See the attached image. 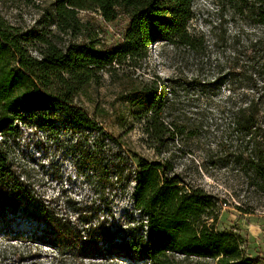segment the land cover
<instances>
[{"label":"trees","instance_id":"16d2710c","mask_svg":"<svg viewBox=\"0 0 264 264\" xmlns=\"http://www.w3.org/2000/svg\"><path fill=\"white\" fill-rule=\"evenodd\" d=\"M52 2L55 30L20 32L0 17V46L13 53L17 64V70H3L0 79V203L13 209L23 201L29 182L9 142L18 133L16 124L26 122L33 112H61L78 126L104 134L75 100L90 85H100L105 75L125 88L126 101L141 106L143 143L158 155L177 137L199 138L204 128L202 123L188 124L181 116L170 115L176 106L178 83L156 77L137 84L132 78L156 43L196 55L205 49L204 38L191 33L194 0ZM234 3L236 15L249 14L264 31V0ZM97 17L106 24L126 19L120 44L104 45L97 39L98 30L104 32ZM244 48L249 56L242 62L247 66L242 63L233 67L240 73L227 74L228 83H241L238 89L229 87L225 105L220 107V114L229 119L222 135L234 149L229 164L239 169L247 190L264 199V35L250 39ZM248 72L251 77L245 76ZM199 79L187 84L199 95L223 86ZM240 89L253 95L238 96ZM216 144L217 148L225 146L224 142ZM98 183L107 185L109 176L99 174ZM135 184L134 206L146 217L142 226L145 236L137 243L113 244L111 228L100 223L104 194L96 193L79 208L67 202L68 210L60 209L61 218L47 215L49 249L35 261H26L13 245L0 249V264H7L10 256L18 264H118L112 258L115 251L125 259L146 264H264L263 258L247 256L240 234L217 231L222 207L218 198L188 183L168 160L142 161ZM238 209L245 214L253 212Z\"/></svg>","mask_w":264,"mask_h":264},{"label":"rangeland","instance_id":"374dc122","mask_svg":"<svg viewBox=\"0 0 264 264\" xmlns=\"http://www.w3.org/2000/svg\"><path fill=\"white\" fill-rule=\"evenodd\" d=\"M234 7V0H194L191 33L204 38L205 49L196 55L156 43L148 60L132 75L137 84L156 77L178 83V98L170 115L181 116L188 124L202 123L199 138L177 137L164 154L158 155L143 143L141 106L126 101L125 88L107 75L100 85H90L75 100L104 134L78 126L61 112H33L26 122L16 124L18 133L9 142L29 182L16 209L0 203V249L14 245L26 261H35L38 254L49 249L47 215L61 218L60 209L68 210L67 202L79 208L96 193L104 194L100 223L111 228L113 244L137 243L145 236L142 226L146 217L134 206L136 175L142 161L168 160L188 183L218 198L222 207L217 231H235L243 237L248 257L264 259V199L247 190L239 169L229 164L227 159L234 149L222 135L229 119L220 114V107L225 105L229 87L238 89L241 83H228L227 74L240 73L233 67L246 64L242 61L249 53L244 47L250 39L264 35L252 16L236 15ZM0 17L20 32L55 30L52 0H0ZM81 18L85 19V14ZM97 18L98 27L104 31L98 30L97 39L104 45L120 44L126 19L106 24ZM2 57L0 79L3 70H17L15 56L5 45L0 46ZM245 76L251 77V73ZM197 77L223 86L199 95L187 85ZM247 92L253 95L249 90L236 91L238 96ZM218 142L225 146L217 148ZM99 174L109 176L107 185L99 186ZM238 207L253 212L245 214ZM112 258L118 264H146L125 259L118 251ZM8 259L7 264H18L12 256Z\"/></svg>","mask_w":264,"mask_h":264}]
</instances>
